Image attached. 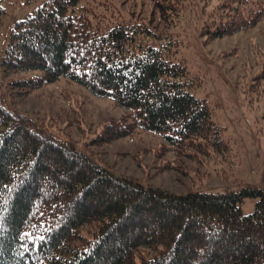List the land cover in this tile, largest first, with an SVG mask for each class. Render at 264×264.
Here are the masks:
<instances>
[{
  "label": "trees",
  "instance_id": "trees-1",
  "mask_svg": "<svg viewBox=\"0 0 264 264\" xmlns=\"http://www.w3.org/2000/svg\"><path fill=\"white\" fill-rule=\"evenodd\" d=\"M263 15L264 0L225 2L201 36L243 32ZM7 35H0V71L39 74L5 83L24 90L14 95L67 80L125 111L99 140L141 131L174 148L203 143L220 151L222 130L207 101L194 96L175 42L147 23L125 21L113 6L97 13L82 0H44ZM2 86L0 264H264V190L177 195L117 176L14 111ZM245 198L257 200L249 215L240 207ZM141 249L152 254L137 263Z\"/></svg>",
  "mask_w": 264,
  "mask_h": 264
},
{
  "label": "rangeland",
  "instance_id": "rangeland-1",
  "mask_svg": "<svg viewBox=\"0 0 264 264\" xmlns=\"http://www.w3.org/2000/svg\"><path fill=\"white\" fill-rule=\"evenodd\" d=\"M43 1L4 0L2 40L16 20L25 18ZM157 1L82 0V3L97 13H103L106 5L113 6L121 19L145 22L155 33L165 34L175 42L177 57L184 62L192 79L194 96L207 101L212 120L222 130L220 151L203 143L174 148L158 135L141 131L107 142L99 140L104 128L120 122L125 111L111 100L94 96L63 79L20 96L13 93L24 90L5 87V83L27 79L36 72L5 76L0 71L1 89L8 94L7 104L55 139L74 145L99 166L145 187L177 195L239 192L245 187L264 190V80L257 79L264 68V15L248 30L207 39L200 31L204 21L221 4L231 0ZM256 201L243 199L240 205L243 215L253 212ZM115 249L116 246L110 245L106 251ZM151 254L141 249L135 262L148 259ZM104 260L99 264H104Z\"/></svg>",
  "mask_w": 264,
  "mask_h": 264
},
{
  "label": "bare ground",
  "instance_id": "bare-ground-1",
  "mask_svg": "<svg viewBox=\"0 0 264 264\" xmlns=\"http://www.w3.org/2000/svg\"><path fill=\"white\" fill-rule=\"evenodd\" d=\"M40 161V160H39ZM37 175V174H36Z\"/></svg>",
  "mask_w": 264,
  "mask_h": 264
}]
</instances>
